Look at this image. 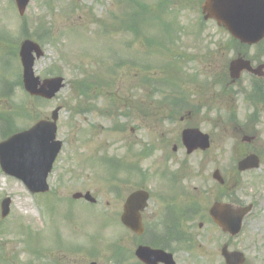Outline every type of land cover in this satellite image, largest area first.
<instances>
[{"label":"rangeland","instance_id":"1","mask_svg":"<svg viewBox=\"0 0 264 264\" xmlns=\"http://www.w3.org/2000/svg\"><path fill=\"white\" fill-rule=\"evenodd\" d=\"M158 1L30 0L24 15L19 16L12 0H0V34L8 37L14 45L21 40L22 21L30 33L41 27L50 29L52 37L41 43L44 55L35 61L34 70L41 78L60 74L66 81V86L50 101L28 99L19 86H13L9 94L0 96V114L11 115V127L16 130L28 128L35 120L49 116L55 107H60L56 138L63 142L47 178L50 187L48 193L52 195L40 193L34 196L40 206L19 180L0 172V200L4 196L11 197L9 214L0 219V264H4L7 259L13 264H46L49 262L47 258L50 252L53 258L61 256L65 259L67 262L64 264H87L88 252L83 251L87 254L83 256L82 252L68 253L60 249L84 243L85 249L97 251L103 243L110 242L121 229L115 217L118 216L123 200H117L115 194L108 191L107 179L110 175L102 169V163L99 162L102 156L131 160V151H138L154 142L168 153H171V146L176 144L178 150L174 155L179 157L183 151L178 141L180 131L187 124L197 125L210 134L212 144L210 150L202 156L200 170L196 166L197 155L187 158V167L192 175L183 184L190 189L197 186L199 193L203 186L208 190L213 188L214 181L210 174L214 168L220 169L225 164L226 160L223 158L231 154L230 148L236 155L248 149L264 147V110L263 120L251 126L255 133H259L256 141L252 145L242 144L225 123V114L232 106L239 120L244 121L250 106L240 97L234 98L231 104L228 103L226 97L216 95L219 93L217 86L210 87L201 97L192 92L195 83L202 82L208 76L214 78L226 69L228 61L234 55L233 50L229 49L227 33L213 24L198 29L193 21H189L198 15L196 4L192 0H166V7H158ZM137 2L148 8H140L138 4H134ZM129 14H135L134 20L138 19L142 34L140 40L143 36H152L165 42V45L182 56V64L176 66L177 71L180 76H191L194 79L189 86L190 100L193 103H203L196 118L186 122L180 121L176 116L173 122H168L164 116L169 108L162 101L166 93L151 94L148 87L139 85L140 71L137 74L127 66L121 67L114 80L107 82V86L97 85L89 90V98L85 99L79 93L78 88L82 84L95 85V76L104 80L106 75L109 77L106 67L113 62L111 58V61L108 59L109 51L125 55L121 57L123 60L135 55L138 68L150 61L153 63V55L145 54L140 41H136L131 32L122 29V22L131 21ZM154 15L162 22L155 20ZM114 16L119 17V20H114ZM103 25L114 32L106 31L108 37L102 38L100 31ZM131 40H135V45L123 46L124 42ZM8 46L9 49L12 48L5 44V40L0 41V84H9L20 74L19 62L2 52ZM255 52V47H251L250 55ZM157 57L160 62L167 60L159 54ZM159 71L162 70H145V73L154 79L164 77L166 71L163 74ZM197 87L199 86L196 85L195 88ZM213 103L220 108V115L212 110ZM20 105L25 108L26 116L17 115ZM205 105L211 108L207 109ZM141 106L145 109L148 107L149 110L160 106L159 110L155 109L157 113L153 112L155 122L137 114ZM80 107H88L90 111L79 112L77 110ZM104 111L107 113L104 114ZM123 112H126L125 116ZM203 113L209 119L207 122L203 117L199 118ZM214 120L217 123L215 127L211 123ZM0 125L5 127L4 123ZM211 157L216 160L205 161ZM141 161L142 167L149 170L151 161ZM170 167L174 169L175 165L170 163ZM118 176L121 179L127 178L121 172H118ZM241 179V183L234 189L236 195L252 194L254 191L264 193L261 187H256L261 183L256 175H243ZM136 180L130 178L123 186L124 196L135 188ZM245 182L250 189L244 187ZM86 190L97 199L94 206L83 200L69 201L74 192L83 193ZM210 197L211 191L203 198L210 200ZM101 210L112 215H106ZM198 221L200 220H195L194 226H197ZM211 249L208 245L207 248L204 245L196 247L195 253L205 257L199 258L194 264H212ZM33 250L44 253L46 257L37 258ZM100 253L102 252L99 255ZM183 256L186 257V253Z\"/></svg>","mask_w":264,"mask_h":264},{"label":"flooded vegetation","instance_id":"2","mask_svg":"<svg viewBox=\"0 0 264 264\" xmlns=\"http://www.w3.org/2000/svg\"><path fill=\"white\" fill-rule=\"evenodd\" d=\"M244 75H247L249 78L252 77L249 73H245ZM242 130L238 129L239 132ZM155 150L158 152V156L154 157L155 153H152L150 156L154 159L151 163L152 176L156 175L159 177V172L163 170L164 165L167 163H173L177 167L180 166L177 162V157L173 155L168 156L163 148ZM244 153H255L259 156L264 176V147L246 150ZM197 154L200 153L198 152ZM201 158L202 155H199V165L201 164ZM224 159L228 160V158ZM210 160H213V157ZM253 171H246L247 177L256 175ZM223 179V184H218L215 181L213 188L208 190L209 192L211 191L209 201L204 199L200 193V195L186 196L184 188L180 185L171 188V185L165 179H150V182L155 183L149 182L148 184L150 200L145 216H143V212L141 214L142 221L146 220V226H143L142 233L137 235L122 226L121 233H119L120 241L116 242L114 248L107 247L104 249L101 255H93L92 261L95 264H146L138 259L136 250L141 244V236L144 235V232H148L145 246L171 254L173 264H191L196 262L197 259L205 257L203 254H195L196 246L201 247V245H204L206 248L208 245L212 248L213 252L210 254V262L212 264H225L222 257L223 248L227 251H241L245 259L239 264H264V195L261 196L260 192L254 191L255 194H244L236 197L234 195L233 171H228ZM256 187H261L264 191V180L259 185H256ZM187 199H194L195 203L196 200L198 201L195 204V210L187 209ZM218 201L232 204L241 202L242 204L239 205H248L251 208L250 212L243 218L242 229L237 236L224 233L211 221L208 215L209 207L212 203ZM169 205L173 209L170 211L168 220L165 223L166 227H164L165 208ZM197 218L200 221H198V225L195 227L194 221ZM124 234L126 236L122 237ZM186 249L189 252L188 258L183 256ZM149 258L153 264L171 263V260L165 255L150 254ZM166 260L168 263H166Z\"/></svg>","mask_w":264,"mask_h":264},{"label":"water","instance_id":"3","mask_svg":"<svg viewBox=\"0 0 264 264\" xmlns=\"http://www.w3.org/2000/svg\"><path fill=\"white\" fill-rule=\"evenodd\" d=\"M28 1L16 0L20 14H23ZM203 9L207 12V16L215 18L231 35L239 38L242 42L254 43L264 36V0H205ZM32 51H35L36 57L41 55L37 45L31 41H25L21 44L19 55L23 67L24 87L30 94L51 98L63 86V79L54 77L40 82L39 78L33 75L34 57ZM248 68L247 62L233 61L230 65L231 75L237 77L242 69ZM57 111L58 108L52 112L53 120L56 119ZM49 124L54 129V122ZM39 125L34 126L26 134L12 137V139L0 143V161L3 167L12 174L23 178L33 191L46 189L45 177L60 148V143L54 141L53 129ZM46 130L51 131L48 134ZM39 131L42 135H39ZM189 132H183V142L189 152L197 147H207L205 137L200 136L196 131ZM45 135L51 144L45 140ZM247 163L250 162L242 161L240 169H245ZM132 196L128 202L133 199V204H136V201L141 200L139 193ZM74 197H79V194H75ZM85 197L93 201L88 194ZM8 204L9 200L5 199L2 203V216L8 212ZM212 215L215 216V213L213 212ZM237 219L239 221V218Z\"/></svg>","mask_w":264,"mask_h":264}]
</instances>
